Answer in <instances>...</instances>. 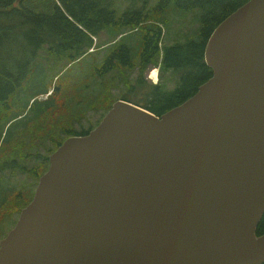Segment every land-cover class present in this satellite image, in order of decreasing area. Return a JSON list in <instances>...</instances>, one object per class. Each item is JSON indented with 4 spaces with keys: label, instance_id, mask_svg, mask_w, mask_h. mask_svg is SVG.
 <instances>
[{
    "label": "water",
    "instance_id": "1",
    "mask_svg": "<svg viewBox=\"0 0 264 264\" xmlns=\"http://www.w3.org/2000/svg\"><path fill=\"white\" fill-rule=\"evenodd\" d=\"M205 62L180 106L118 100L68 138L0 264H264V0L217 26Z\"/></svg>",
    "mask_w": 264,
    "mask_h": 264
},
{
    "label": "trees",
    "instance_id": "2",
    "mask_svg": "<svg viewBox=\"0 0 264 264\" xmlns=\"http://www.w3.org/2000/svg\"><path fill=\"white\" fill-rule=\"evenodd\" d=\"M248 1L0 0V230L15 226L30 204L50 156L68 138L87 135L115 102L161 116L194 96L212 77L208 39ZM190 16L197 27L183 34L179 24ZM154 68L157 85L146 78ZM166 73L177 77L172 89ZM90 110L102 116L83 128ZM16 175L30 182L12 184Z\"/></svg>",
    "mask_w": 264,
    "mask_h": 264
},
{
    "label": "rangeland",
    "instance_id": "3",
    "mask_svg": "<svg viewBox=\"0 0 264 264\" xmlns=\"http://www.w3.org/2000/svg\"><path fill=\"white\" fill-rule=\"evenodd\" d=\"M179 25H182V26H179L178 27V28H180V32H182L183 34L186 33V34H189V35L193 34L195 28L197 27V23H194L192 21V17L191 16L187 19L186 22H180ZM177 29H176V31H177ZM93 50L94 49H92V51ZM102 50L96 52V53H98V55L100 54L99 55V58H101L103 56ZM153 70H156L157 73H158V80H157V82H154V79L155 78L152 76V73H151ZM132 78H134V75L132 76ZM146 78H147V81L150 82V83H152V84H156L157 85L158 83H160V81H161V72H160L159 68H154V69L149 70L148 73H147ZM176 80H177V77L176 76H173V79H171L169 73H166L165 74V81L164 82H166V84L168 85L169 88L172 89L173 87L176 86ZM55 83H56V81H55ZM51 93H52V91H50V94ZM111 94L114 97V99H118V98H121L122 97V93H120L116 89H112L111 90ZM46 97L47 96L41 97V99H45ZM102 113H103V110H99V111L90 110V111H88L87 114H86L87 117L85 116L84 118H81V120H80V122L83 125V128H88L91 123L97 124L99 118H101V116H102ZM28 117H32V115L30 114V116H28ZM78 128H80V126ZM15 147H14V149H15ZM2 149L3 148L0 149V153H1ZM6 156H9V154H7ZM10 180H11L12 184H15L17 186H19V185L24 186V185H27L30 182V180H28L25 176L23 177L21 175H16L13 178H10ZM17 218L18 217L15 216V219H17ZM13 226H14V223L13 222H11V226H10V224L4 226L3 227L4 229L1 228L0 234H1L2 230H3L4 234L6 235L9 232L8 230L10 228H13Z\"/></svg>",
    "mask_w": 264,
    "mask_h": 264
},
{
    "label": "built area",
    "instance_id": "4",
    "mask_svg": "<svg viewBox=\"0 0 264 264\" xmlns=\"http://www.w3.org/2000/svg\"><path fill=\"white\" fill-rule=\"evenodd\" d=\"M154 72H156V73L154 74ZM152 76L155 78L154 81L157 82V80H158V73H157L156 70H153Z\"/></svg>",
    "mask_w": 264,
    "mask_h": 264
},
{
    "label": "bare ground",
    "instance_id": "5",
    "mask_svg": "<svg viewBox=\"0 0 264 264\" xmlns=\"http://www.w3.org/2000/svg\"><path fill=\"white\" fill-rule=\"evenodd\" d=\"M154 74H155V72H154Z\"/></svg>",
    "mask_w": 264,
    "mask_h": 264
}]
</instances>
